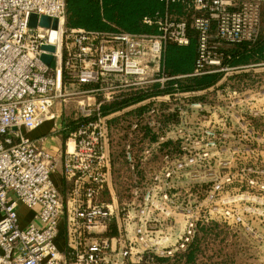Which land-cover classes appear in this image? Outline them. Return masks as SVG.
Here are the masks:
<instances>
[{
	"label": "built area",
	"instance_id": "built-area-1",
	"mask_svg": "<svg viewBox=\"0 0 264 264\" xmlns=\"http://www.w3.org/2000/svg\"><path fill=\"white\" fill-rule=\"evenodd\" d=\"M159 1L163 16L144 21L157 33L133 34L68 30L66 0H0V264H159L187 253L204 223L247 228L251 214L253 231L264 232V62L231 65L239 46L264 38V0ZM34 15L58 21L54 53L43 49L53 29L31 27ZM192 40L193 73L168 74L167 47ZM215 74L209 89L181 91L180 80ZM71 98L79 99L74 130L61 119ZM195 119L206 126L193 155L182 129ZM46 123L67 133L64 191L53 180L56 158L30 136ZM114 132L129 176L124 200L111 179ZM206 163L208 179L190 180ZM198 194L208 212L194 206ZM240 201V213L227 207ZM20 205L34 213L27 226Z\"/></svg>",
	"mask_w": 264,
	"mask_h": 264
},
{
	"label": "trees",
	"instance_id": "trees-1",
	"mask_svg": "<svg viewBox=\"0 0 264 264\" xmlns=\"http://www.w3.org/2000/svg\"><path fill=\"white\" fill-rule=\"evenodd\" d=\"M66 27L71 29H85L97 32L122 31L133 34H155L156 26L147 25L146 18L157 20L163 16L164 6L159 0H66ZM196 41L189 46L179 47L169 45L165 54V68L172 76L189 75L194 71L197 57ZM252 62H264V38L255 44H242L233 53L232 66L248 65ZM221 75H205L191 77L179 81L181 91H203L215 85ZM196 100H202L198 97ZM133 101H126L121 105H111L103 108L108 114L131 105ZM134 112V111H133ZM132 112V113H133ZM71 130L76 128V121L64 123ZM64 141L67 133H63ZM118 235L115 226L110 227L109 237ZM205 236V235H204ZM200 239L198 235L190 246L184 258L186 264L195 263L200 253Z\"/></svg>",
	"mask_w": 264,
	"mask_h": 264
},
{
	"label": "rangeland",
	"instance_id": "rangeland-1",
	"mask_svg": "<svg viewBox=\"0 0 264 264\" xmlns=\"http://www.w3.org/2000/svg\"><path fill=\"white\" fill-rule=\"evenodd\" d=\"M261 80H264V72H262L261 74ZM78 101L79 99L71 98L68 100V104L62 108L61 119L63 123L73 121V119L79 113ZM205 126L206 123L198 121L197 119L192 120L191 123L187 122L186 125L183 126V146L187 147L188 150L191 148L193 155L197 154L195 148L198 147V144L200 147L201 144L205 141ZM61 128V126H56V129L58 130H60ZM114 136H116L114 137L113 144V153L115 156V165L117 169L116 185L118 193H120L122 200H124L126 197H128L127 193H129V186L127 184L129 182V176L128 172L125 170V164L121 160V139L120 137H118L117 132ZM210 164L211 163L207 165L206 163L204 167L195 169L193 174L189 176L190 180L197 181L196 179H198L202 182L208 179ZM203 186H205L203 183L197 184L195 187V191H199L201 188L204 189ZM132 188H135V186H132ZM179 191H181V201H183L185 205H188L190 203V200H193L191 199L192 197L190 195V187L183 185ZM236 194L237 192L234 191L233 193H231V195ZM192 203L194 202L192 201ZM207 204L206 198L203 195L199 196L198 194L194 206L202 208L205 212H208L206 210ZM244 205H246V202L240 201L239 203H232L227 207L240 213ZM246 219H250L247 228L235 224H227L225 222L223 223L216 221L210 222L208 224L204 223L202 225L203 227L200 226L198 233V237L201 242L200 253H198L196 262L192 264H264V232L253 231L254 229L250 225L252 221H255V216L253 214H251V216L247 215ZM184 255L185 254L179 255L172 260L161 261L159 264H186Z\"/></svg>",
	"mask_w": 264,
	"mask_h": 264
},
{
	"label": "crops",
	"instance_id": "crops-1",
	"mask_svg": "<svg viewBox=\"0 0 264 264\" xmlns=\"http://www.w3.org/2000/svg\"><path fill=\"white\" fill-rule=\"evenodd\" d=\"M63 133L64 132H62L61 129L60 130L56 129V127H54L52 123H46L43 127L38 129L37 131L30 133V136L39 139L41 141V144L44 146V148L56 158L58 162V170L56 173H54L53 180L55 181L57 186L64 191L66 189V184L61 176V171H62V157L65 152L66 141H64ZM159 164H160V158H156L150 161L145 167V174H147V176L150 178V174L158 170ZM111 179L116 184L117 169L115 164L111 175ZM18 214L22 226H27L33 220L34 213L23 205L19 206ZM58 246L61 251L65 250L66 241L64 236L59 239Z\"/></svg>",
	"mask_w": 264,
	"mask_h": 264
},
{
	"label": "water",
	"instance_id": "water-1",
	"mask_svg": "<svg viewBox=\"0 0 264 264\" xmlns=\"http://www.w3.org/2000/svg\"><path fill=\"white\" fill-rule=\"evenodd\" d=\"M41 26V27H45V28H52L53 32L51 34V38H50V43L51 45L49 46H45L43 47V49L46 52L49 53H54L55 52V43L57 41V33L56 30L58 28V21L57 20H53L50 17H46V16H42V17H38V16H32L30 18V26L31 27H37V26ZM42 61L48 65L51 66L52 61H53V56L52 55H43L42 56Z\"/></svg>",
	"mask_w": 264,
	"mask_h": 264
},
{
	"label": "bare ground",
	"instance_id": "bare-ground-1",
	"mask_svg": "<svg viewBox=\"0 0 264 264\" xmlns=\"http://www.w3.org/2000/svg\"><path fill=\"white\" fill-rule=\"evenodd\" d=\"M70 149L73 150V144H70Z\"/></svg>",
	"mask_w": 264,
	"mask_h": 264
}]
</instances>
